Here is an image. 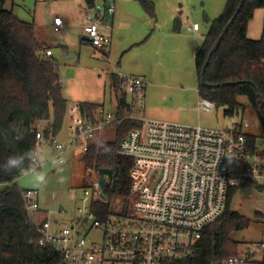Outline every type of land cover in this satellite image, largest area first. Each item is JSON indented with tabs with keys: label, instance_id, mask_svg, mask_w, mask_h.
<instances>
[{
	"label": "built area",
	"instance_id": "obj_1",
	"mask_svg": "<svg viewBox=\"0 0 264 264\" xmlns=\"http://www.w3.org/2000/svg\"><path fill=\"white\" fill-rule=\"evenodd\" d=\"M82 9L83 32L106 60L112 37L101 28L111 29L106 20L114 16L116 4L83 0ZM64 25L61 17L54 18V31ZM199 27L194 23L190 29ZM45 54L50 57L52 51L47 49ZM118 76L119 91L131 94L144 109L147 79L135 74ZM80 109L71 108L68 144L57 138L49 140L57 149L54 159L59 163H64L68 149L86 152L100 133L125 119L102 106L92 118ZM215 109L212 100L200 98L199 112ZM133 119L137 125L118 148L119 154L134 161L130 193L112 202L108 219L101 220L90 206L95 200L107 201L101 198L99 173L94 169H88L92 177L84 188V206L67 218L66 225H62V217L67 214L64 207L43 209L38 189L28 188L23 193L28 215L39 234L38 244L60 254L61 264H190L194 245L204 229L226 209L229 190L249 182L264 183V149H248V118L236 119L226 129ZM36 138L39 147L44 141L41 132ZM33 161L31 170L42 166L41 162L37 165L35 154ZM6 185L0 183V188ZM257 247L262 253L264 243ZM253 253L233 254L213 264H264L262 257L252 259Z\"/></svg>",
	"mask_w": 264,
	"mask_h": 264
},
{
	"label": "trees",
	"instance_id": "obj_2",
	"mask_svg": "<svg viewBox=\"0 0 264 264\" xmlns=\"http://www.w3.org/2000/svg\"><path fill=\"white\" fill-rule=\"evenodd\" d=\"M137 1L149 17H155L152 0ZM5 2L0 0V183L7 185L0 188V264H61L60 254L38 244L39 234L23 198L26 189L19 186L18 180L33 168L37 133L41 132L46 141L60 135L68 117L69 101L63 94L60 64L53 56H46L43 44L35 35L34 24L6 9ZM241 3L238 16L217 45ZM260 8H264V0H227L223 13L211 21L203 41L196 47L194 60L200 97L212 100L216 107L224 108L225 115L233 118H245L246 106L241 97H246L264 130V32L258 39L248 36L249 23ZM176 21L178 29L180 22ZM207 60L205 80L213 87L201 82ZM117 78L113 74L115 88L120 84ZM244 80L252 81L255 86L247 81L229 84ZM80 107L86 116L92 118L99 104L81 102ZM131 110L126 93H123L116 113L121 118ZM133 127L134 120L127 117L116 124L115 139L99 143H93L94 140L86 152H81L80 160L86 169L118 168L120 171L118 193L107 187V201L95 200L90 205L101 220L108 219L112 213L111 204L116 197L130 193V171L134 161L119 154L118 148ZM247 137L248 149L256 151L258 136L247 133ZM23 152H31V159L25 161L27 167L4 172L7 158ZM240 186L229 190L226 209L204 229L194 245L190 264H213L240 253L238 242L231 234L250 225V219L230 208Z\"/></svg>",
	"mask_w": 264,
	"mask_h": 264
},
{
	"label": "rangeland",
	"instance_id": "obj_3",
	"mask_svg": "<svg viewBox=\"0 0 264 264\" xmlns=\"http://www.w3.org/2000/svg\"><path fill=\"white\" fill-rule=\"evenodd\" d=\"M152 1L155 4L154 18L148 16L140 3L135 1V4L140 6L143 14L152 22L159 19L167 34L180 33L183 26L191 30L190 28L194 23H198L201 26V29L195 32L196 40L190 41L191 45L193 44L195 47L203 41L204 34L207 32L211 21L223 13L227 3V0ZM5 8L13 10L19 18L31 22L43 30V28H47L52 23L56 14L64 18L65 0H6ZM176 20L180 22L179 31L176 29ZM263 32L264 8H260L257 9L253 19L249 23L248 36L258 39L262 36ZM64 33L65 43L70 38H73L78 44L76 51L81 50L80 59L78 57L69 59L66 58L65 53L72 51L73 48L69 46L70 44H66L68 47H62L58 44L51 46L54 57L60 64L63 94L70 102L74 99V101H77L78 99L81 100L98 95L100 88L105 87L107 93L104 104L105 108L114 111V105H111L109 98L111 77L105 70H108V68L113 70V64H116L119 60L124 65L126 62L137 58L142 64V68L146 70V73L142 71L135 73L147 77V96L143 102L144 109L132 99L131 95L128 96L132 104L131 113L134 117L140 120L158 118L159 120L174 121L184 125L194 126L200 124L202 126L225 129L230 126L231 121L236 119L225 115L223 107H216L211 112L203 111L200 113L198 109L193 111L191 108L193 100L190 92H180L178 89L158 87L157 79L160 76L168 78L170 76L168 73L183 78L184 86L192 82L198 86V75L194 65V48H191V52H187L182 48L178 54H173L172 48L175 45L179 48L183 46L175 38L168 42L152 40L153 43H160L159 48L161 51L168 50L170 53L166 51L165 53L162 52L161 55L154 54L151 51V48L155 51V45L153 44L150 48H147V45L143 47L142 45L149 39L147 35L143 42L127 51L124 56L115 58L113 54L111 58L105 60L101 57L100 53L96 52L94 54L96 50L90 46H85V43L81 42L79 35L75 34L73 27L68 26ZM127 64L132 66V63ZM74 73H76L75 77H72ZM241 101L246 106L245 118L251 121L246 131L257 135V147L264 149V130L262 124L257 115L252 111L247 98L241 97ZM160 109L164 110V113H169L172 117L149 114L151 110ZM179 113V117H175ZM68 124L69 120L67 117L60 135L56 137L59 142L65 143V145L68 143ZM115 137V127L110 126L103 131L101 139L113 140ZM93 143H99V139H95ZM48 152L50 155L54 152V148L50 145H48ZM77 154L75 156L66 155L64 163L53 160L41 166L36 171V174L38 175L41 172L46 174V182L44 184H36L33 172L31 171L21 175L18 182L19 186L22 188L38 189L41 201L44 204H51L55 207L66 206L76 212L79 206H84V188L89 186L88 180L92 177L89 172L90 170L86 169L84 164L81 163V154ZM35 157L39 166V162H41L39 160L42 158L39 150L35 152ZM87 173H89V176H87ZM61 177L65 178L63 182H61ZM230 208L250 219L249 226L236 230L231 234V237L238 242L239 252L244 254L248 251L251 253L256 252V255L250 257L254 260H260L262 253L259 251L257 244L264 243V183L259 185L249 182L241 185L231 200ZM72 214L67 210V214L62 217V225L69 223L67 218ZM215 224H212L211 228ZM97 236L99 235L97 234Z\"/></svg>",
	"mask_w": 264,
	"mask_h": 264
},
{
	"label": "crops",
	"instance_id": "obj_4",
	"mask_svg": "<svg viewBox=\"0 0 264 264\" xmlns=\"http://www.w3.org/2000/svg\"><path fill=\"white\" fill-rule=\"evenodd\" d=\"M106 1H107V3L114 1L116 4V12H115L114 16L112 18L106 20V22H109V24L111 25V29L106 28V27L101 28L102 33L109 34L112 37V45H111L110 50L107 52L108 58H111V56L113 54L115 55V58H117L118 56H124V54L127 51H129L132 48H135L138 44L143 42V40L146 38L147 35H148L149 39L142 46L144 47V45H147L146 47L150 48V46L152 44L155 45V51L151 48V51L154 54L161 55L162 52L165 53L168 50L161 51V49L159 48L160 43H157V42L153 43L152 40L155 39V41L168 42V41L175 38L176 41L178 43H180V45L182 44L183 46L181 48H179L178 46L175 45L172 48L173 54H178L182 50V48H184L187 52H189V51L191 52V48H194L193 53H194V57H195V49L199 44L195 47V45L194 46H193V44L191 45L190 41L196 40L197 37L195 36V32L199 31L201 29V26L199 27L198 30H195V31L194 30H188L183 26L180 33L167 34L164 31L163 26H162L159 19H156L155 22H152L149 18H147L143 14L140 6L138 4H135V1L138 3H139V1H137V0H106ZM82 8H83V0H80V1L79 0H65V8L63 11L64 18L59 14L55 15V17H61L64 21V24H65L64 27L62 29H60L58 32L54 31V29H53L55 17L53 18L52 23L47 28H43V30L41 28H39L38 26L34 25L35 35H36L37 39L43 44L45 50H47V49L51 50L52 45H57V44L60 45V43L63 42L64 45L62 47L67 46L66 44H68V45L70 44L69 46H71V48H73L71 52L65 53L67 55L66 58L71 59V58H77L78 57L80 59L81 50L76 51V47L78 46L77 41L74 40L73 38H70L66 43L64 41V39H65L64 38V34H65L64 32L68 26L73 27V29L75 30V34L79 35V39L81 40V42L85 43V46H87V47L90 46L91 48L96 50L90 41L82 38V36L85 35L83 32V28H82V24L84 22V14H83ZM209 27H208V29H209ZM179 30H180V23L178 26V31ZM205 34H204V36H205ZM96 52H97V50L94 52V54H96ZM168 52L170 53V51H168ZM52 56L54 57L53 51H52ZM127 63H132V66L128 65ZM194 65H195V60H194ZM105 71H107V73L111 77V86H110L109 98H110L111 105H114V108H115L114 111H112V109L109 111L116 112L117 106H118V101L121 98L122 94L126 93V92L119 91V84H118L117 88L114 87L115 85L113 84V74L117 75V77H118L117 79L119 82L118 73L123 72L122 74L126 73V74L139 75L135 72L142 71V72L146 73V70H144L142 68V64L139 62V60L137 58H134V60H132L130 62H126V64H124V65H122L121 61L119 60V62H116V64H113V70L108 68V70H105ZM196 73H197V71H196ZM75 74L76 73H74V75H72V77H75ZM168 75H170V76H168V78H166V76H160L157 79L158 87H163V88L168 87V88L178 89V90H180V92H185V91L190 92L192 94V100H193L191 108L193 111L197 110L198 109V102L201 98L199 95V79H198V86H196L194 82H192L191 84H189L187 86H184L183 85V81H184L183 78L176 76L175 74H169L168 73ZM142 76H144L147 79V77L145 75H142ZM129 95H131V94L126 93V99H127L128 104L132 106L131 101L128 98ZM146 96H147V91H146L145 97ZM106 98H107V93L105 91V87H103L102 89L100 88V90L98 91V95H95L92 97H87L86 99H81V100L78 99L77 101H74L75 100L74 99L71 102L69 101V99H67L69 101L68 142H69V138H70L71 133H72V118H71L72 117V111H71L72 106H77V108L80 109V103L81 102H91V103H97V104H99V107L102 106L105 108L104 104H105ZM132 99H133V96H132ZM81 110L82 109H80V111ZM163 111L164 110H162V109L155 110V111L151 110L149 112V114L153 115V116L172 117L169 113H164ZM81 112L83 115H85L83 113V111H81ZM179 115H180V113L177 114V116H175V117H179ZM132 116L133 115L130 112L128 115L125 116V119L127 117L131 118ZM86 117H88V116H86ZM133 118L136 119V117H134V116H133ZM133 118H131V119H133ZM151 119H158V118H151ZM236 119H239V118H236ZM236 119H234V120H236ZM233 121H231V124ZM134 124L136 126L137 122L134 121ZM115 126H116V124L113 125V127H115ZM247 133H250V132H247ZM102 137H103V132L100 133L96 137V139L98 138L99 141L105 140V139H101ZM60 143H62V142H60ZM63 144L65 145V143H63ZM48 145H50L52 148H54V152L51 155L48 152ZM38 150L40 151V154H42V158L41 159L39 158L40 159L39 161H41L42 166H44L46 163H49V162H52L53 160H55L54 158L56 156L57 149L55 148L54 144H52L50 141L44 140L42 142L41 146L37 147L36 152H38ZM77 153L81 154V152L78 151L77 149L71 148L65 152V156L66 155L67 156H69V155L75 156ZM19 180H18V182H19ZM23 188H25V187H23ZM25 189H28V188H25ZM40 204H41V207L43 209H55L56 207H59V206L55 207L54 205H51V204H44L41 201V197H40ZM62 207L69 210V212H71V214L72 213L74 214L75 210H73V209L71 210L66 206H62Z\"/></svg>",
	"mask_w": 264,
	"mask_h": 264
},
{
	"label": "water",
	"instance_id": "obj_5",
	"mask_svg": "<svg viewBox=\"0 0 264 264\" xmlns=\"http://www.w3.org/2000/svg\"><path fill=\"white\" fill-rule=\"evenodd\" d=\"M241 7H242V3L238 7V9L235 12L234 16L232 17L230 23L226 26L224 32L220 36L217 45H219L221 43V41L224 38L225 34L228 32L230 25L235 21L236 17L238 16L239 11L241 10ZM82 38L85 39V40L90 41V38L87 35H83ZM60 45L63 46L64 43L61 42ZM211 55H212V53L210 54V56ZM210 56H209V58H210ZM208 61L209 60H207V62L205 63V65L203 67L202 76H201V82H202V84L204 86L213 87L214 85H211V84L207 83L206 80H205V71H206V68H207ZM245 81L253 84V82L250 81V80L232 81V82H229V84H237V83H241V82H245ZM256 90L258 91L259 96H261L260 92H259V89L257 87H256ZM263 105H264V102H263ZM98 173H99L98 182H99V186H100V190H101V198L102 199H106L107 198L106 193H105V190H106L107 187H111L114 193H118V184H119V177H120L119 169L116 168L115 170H112V169H108V168H100L98 170ZM254 254L255 253H253V255Z\"/></svg>",
	"mask_w": 264,
	"mask_h": 264
},
{
	"label": "clouds",
	"instance_id": "obj_6",
	"mask_svg": "<svg viewBox=\"0 0 264 264\" xmlns=\"http://www.w3.org/2000/svg\"><path fill=\"white\" fill-rule=\"evenodd\" d=\"M31 152H23L15 155H11L6 160V165L4 167V172L11 173L13 170H23L27 167L25 164L26 160H30ZM33 172V177L36 184H44L46 182V174L41 172L40 174H36V170H31ZM65 178L61 177V182H63Z\"/></svg>",
	"mask_w": 264,
	"mask_h": 264
}]
</instances>
